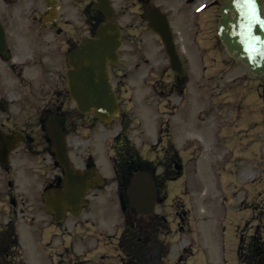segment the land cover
<instances>
[{"label": "flooded vegetation", "instance_id": "obj_1", "mask_svg": "<svg viewBox=\"0 0 264 264\" xmlns=\"http://www.w3.org/2000/svg\"><path fill=\"white\" fill-rule=\"evenodd\" d=\"M111 2L115 7V19L122 27V34V18L127 15L130 49L145 55L144 61L108 63V74L121 107L120 128H123L125 118L129 120L128 131L134 127L129 110L138 106V99L151 100L156 107L163 103L164 107L166 97L171 95L168 93L178 88V99L174 104L177 111H169L168 118L158 124L159 137L155 142V145H159L166 141L164 151H178L180 148L171 141L169 135L173 126L171 118L180 113L182 106L192 99L189 85L192 83L197 86L192 81L194 67L198 68L196 72L199 85L206 87L205 98L210 102L212 100L208 92L209 82L213 80L211 65L208 62L192 63L187 56L188 48L198 49L192 45L197 41L195 34L199 35L192 23L196 14L220 5L221 2ZM155 10L164 12L168 17L175 47L182 61L180 73L169 61L153 62L146 57L151 50L161 47L163 50L159 35L148 27L147 16ZM177 13L182 16L180 25L183 31L175 29L177 27L172 16ZM107 20L92 0H0V198L4 197L15 208V216L0 225V264H68L74 260L72 252L75 250V243L84 240V236L77 233L68 243L64 223H55L53 216L43 206L42 199L46 190L60 186L64 178V170L53 151L49 128L55 126L63 130L71 161L76 168H96L101 173L95 153L84 147L87 143L94 142L97 132L88 137L77 133L76 140L71 141V134L86 129L92 131L96 129V121H99L92 114L78 112L69 95L68 74L71 69L70 54L86 38H94L98 24ZM182 33L181 43L178 34ZM190 36L192 40H188ZM198 45L201 46V43L198 42ZM198 71L201 72L200 75ZM229 79L236 81L237 76ZM169 85L172 88L169 89ZM125 94H129L128 98ZM196 98H193L194 102ZM162 113L166 114L164 110ZM85 117L88 118L87 123L83 120ZM117 121L115 119L107 125L113 124V133L117 129ZM185 123L186 120L181 118L179 125ZM165 125L169 127L167 131ZM114 139V146L121 151L128 147L131 149V156L128 170L120 166L122 174L118 175L120 169L115 163L113 176L108 180L112 184L110 195L113 197V212L119 208L128 215L132 223H129V227L120 229V235L118 228L113 230V237L120 236L113 240V247L118 253L114 254L113 264H188L189 258H195L194 264H213V230L209 219L197 218L196 224L192 226L189 222L182 224L185 219L180 218L174 227L168 223L166 213H161L158 209L156 213L141 216L128 200L126 186L130 177L137 170H150V166L141 159L135 142L127 141L122 136ZM79 160L81 163H78ZM175 163L181 164L180 171L175 170ZM184 164L179 153L168 154L164 165L168 166L169 172L163 171L155 178L159 203L167 197V192L162 190L166 182L183 176ZM106 186L105 179L103 186L95 185L87 191V199L92 197L94 190H101ZM18 202L21 204L19 208ZM67 214L72 212L67 211ZM48 218H51L50 221ZM149 219L152 221H147ZM78 225L79 223L73 224L74 227ZM54 236L62 237L59 243H56ZM87 241L89 244L86 242L81 245V249L87 248L85 254L92 251V240ZM53 243L55 245L51 248ZM251 243L260 245L261 241L254 237ZM93 246L96 248L98 245L95 243ZM197 257L199 260H196Z\"/></svg>", "mask_w": 264, "mask_h": 264}, {"label": "rangeland", "instance_id": "obj_2", "mask_svg": "<svg viewBox=\"0 0 264 264\" xmlns=\"http://www.w3.org/2000/svg\"><path fill=\"white\" fill-rule=\"evenodd\" d=\"M118 8L121 9L119 5ZM218 10L219 5L209 7L196 14V19L192 23L199 32V35L195 34L197 41L192 45L198 49L188 48L187 56L192 63L208 62L211 65L213 80L209 82L208 92L212 100L210 102L205 98L206 87L199 85L196 72L198 68L194 67L192 81L197 86L190 83L192 99L182 106L180 113L171 118L173 126L171 125L172 130L169 133L171 141L180 148L178 151L169 152L173 155L179 153L185 162L183 176L175 181L166 182L162 190L167 192V197L158 204L157 212L159 209L161 213H166L168 223L174 227L180 218L185 219L182 224L189 222L192 226L196 224L197 218L212 219L213 264H256L264 247V76L250 78L247 75V66L239 60L232 59L219 44L216 28ZM126 16L122 18L123 45L120 50L122 55L120 63L144 61L145 55L137 54L130 49ZM172 17L177 27L175 29L183 31L180 25L182 16L177 13ZM178 36L182 43L183 33ZM188 40H192V37L190 36ZM146 57L153 62H168L162 47L155 51L151 50ZM200 73L198 71V75ZM235 75L236 81L229 79ZM170 88L172 85H169ZM166 89L169 92V89ZM168 94L171 95L166 97L164 107L163 103L156 107L151 100L138 99V106L129 110L134 127L125 133L126 139L135 142L141 159L155 169V177L163 171L169 172L168 166L164 165L169 153L163 149L166 148L164 145L166 141L155 145L159 137L158 124L168 118L169 111H177L174 104L178 99L179 89L175 88ZM125 96L128 98L129 94ZM195 97L197 98L194 102ZM163 110L166 114L162 113ZM181 118L186 120L182 126L179 125ZM83 120L88 122L86 117ZM119 120L117 129L118 125L120 126ZM107 125L109 124L104 125L96 121V129L75 132L71 134V141L76 140L77 133L88 137L97 132L94 142H89L84 147L95 153L97 165L103 175L110 180L109 177L113 176L114 172L113 156L116 153L113 146V124ZM168 128V125H165L166 131ZM78 163L81 161L79 160ZM111 188L112 184L107 182V186L103 189L94 190L91 193L90 203L83 212L78 216L68 215L65 219L64 226L67 228L65 239L68 243L74 239L73 236L80 228L81 235L84 236V240L75 243V250L72 252L74 260L68 264L114 263V254L118 253L112 245H109L111 244L109 241L113 240L114 224L122 228L127 226L128 220L126 214L120 210L113 214ZM20 205L18 202L17 208ZM13 209L15 208L10 206L7 199L0 198V225L15 216ZM74 223L80 225L74 227ZM253 236H257L262 241L258 253L249 251L251 247L249 242ZM61 238L54 236L56 243H59ZM99 238L101 243L95 248L93 240ZM90 239L94 251L85 254L87 248L81 249V245L86 242L89 244L87 240ZM54 245L53 243L51 248ZM91 253L107 254L105 258L92 257L90 261H84V258ZM93 260L97 262L94 263ZM191 260L194 262L195 258H189V263ZM196 260H199V257Z\"/></svg>", "mask_w": 264, "mask_h": 264}, {"label": "water", "instance_id": "obj_3", "mask_svg": "<svg viewBox=\"0 0 264 264\" xmlns=\"http://www.w3.org/2000/svg\"><path fill=\"white\" fill-rule=\"evenodd\" d=\"M107 18L114 16L109 0H94ZM218 29L222 43L234 59H240L250 68V74H264V14L262 0H225L220 9ZM150 27L159 33L173 65L180 60L171 40L168 24L156 14L148 17ZM121 46V28L115 21L101 23L96 38L87 39L71 53L69 63V91L80 112H91L103 122L120 114L116 94L110 83L107 64L117 63ZM56 157L66 170L63 188L51 190L46 195V205L62 220L67 207L77 212L86 203V190L91 181L101 182L94 171L80 172L72 167L67 153L65 135L51 126ZM129 199L142 214H149L156 203V194L150 173L138 172L130 181ZM53 202V204H50ZM258 264H264V256Z\"/></svg>", "mask_w": 264, "mask_h": 264}]
</instances>
